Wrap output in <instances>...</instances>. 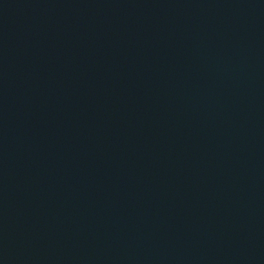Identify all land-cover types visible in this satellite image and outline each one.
<instances>
[{"label":"water","instance_id":"95a60500","mask_svg":"<svg viewBox=\"0 0 264 264\" xmlns=\"http://www.w3.org/2000/svg\"><path fill=\"white\" fill-rule=\"evenodd\" d=\"M0 264H264V0H0Z\"/></svg>","mask_w":264,"mask_h":264}]
</instances>
